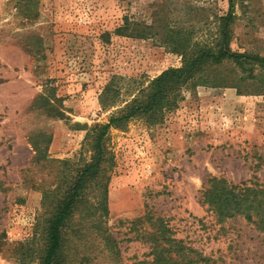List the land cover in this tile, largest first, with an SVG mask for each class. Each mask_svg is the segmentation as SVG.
Returning <instances> with one entry per match:
<instances>
[{"label": "rangeland", "instance_id": "374dc122", "mask_svg": "<svg viewBox=\"0 0 264 264\" xmlns=\"http://www.w3.org/2000/svg\"><path fill=\"white\" fill-rule=\"evenodd\" d=\"M229 8L228 0H0V264H39L45 193L90 161L88 131L181 66L176 42L215 45ZM229 29L232 51L264 57V0H233ZM221 67L247 78L189 84L156 119L110 127L106 212L92 187L66 229L67 264L149 262V217L208 264H264V233L241 217L219 223L202 202L211 177L264 182V67Z\"/></svg>", "mask_w": 264, "mask_h": 264}, {"label": "trees", "instance_id": "16d2710c", "mask_svg": "<svg viewBox=\"0 0 264 264\" xmlns=\"http://www.w3.org/2000/svg\"><path fill=\"white\" fill-rule=\"evenodd\" d=\"M228 3L229 11L219 19L221 28L215 45L192 48L185 44L186 41L176 42V46L182 49L181 66L161 72L146 87L139 89L134 98L117 113L112 114L107 123L95 125L88 131L85 143L92 153L90 161L74 168L73 173L63 177L62 183L52 192L45 193L46 199L51 203L41 233L43 245L38 253L39 264H67L66 229L80 206L87 202V193L92 187H98L101 191L97 204L106 212L104 171L111 157L105 149L104 140L110 127H120L137 117H147V121L156 119L163 110L175 105L180 91L189 84L212 88L239 86L247 77L239 78L229 73L221 67L226 63L234 64L242 70H246V67L251 69L258 64L264 67V57L230 49L229 21L233 0H228ZM202 202L214 214L217 222L223 223L241 217L258 232L264 233V182L233 184L211 177L203 188ZM147 220L151 221L153 231L146 232L147 236L143 240L149 246L151 260L133 264H208V258L185 245L182 240L175 239L163 219L149 217ZM73 234V239H79L77 231ZM1 245L2 243L0 251Z\"/></svg>", "mask_w": 264, "mask_h": 264}]
</instances>
